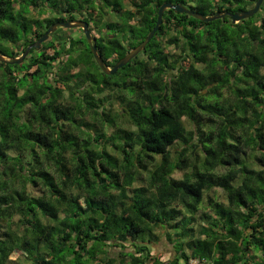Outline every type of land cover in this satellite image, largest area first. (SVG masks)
Listing matches in <instances>:
<instances>
[{
    "label": "trees",
    "instance_id": "trees-1",
    "mask_svg": "<svg viewBox=\"0 0 264 264\" xmlns=\"http://www.w3.org/2000/svg\"><path fill=\"white\" fill-rule=\"evenodd\" d=\"M165 2L209 17L256 0H0V55L79 16L105 29L112 68ZM61 32L0 62V264H264V1L236 24L166 10L113 75L82 30ZM213 189L225 202L207 197L198 216ZM157 230L171 259L151 253Z\"/></svg>",
    "mask_w": 264,
    "mask_h": 264
},
{
    "label": "water",
    "instance_id": "water-1",
    "mask_svg": "<svg viewBox=\"0 0 264 264\" xmlns=\"http://www.w3.org/2000/svg\"><path fill=\"white\" fill-rule=\"evenodd\" d=\"M264 0H256L254 6L251 9H248L244 12H238V13H229L224 12L223 14H216L213 16H203L195 11H192L188 7L183 6L182 4H172L170 2L163 3L158 11H157V17L155 21V25L152 28V30L148 33V35L145 37V39L133 50L128 52L122 59L117 61L112 68L107 67L101 57L97 53L96 49V39L94 36H92V32L90 30V25L82 20H75L73 22H56L53 25H51L47 31L31 46H29L19 57L17 58H7L5 56L0 55V62L9 64V65H16L23 62L25 57L28 55L30 49H35L38 51L40 49V46L42 43L48 40L49 37L52 36V34L56 31L58 27L63 29H81L82 33L87 41V44L89 45V49L92 53V56L97 63L100 70L105 75H113L117 70L125 66L127 63H129L134 57H136L138 54H140L146 47V45L151 41V39L154 37L156 32L159 30L160 25L162 24V18L163 14L166 10L172 9L175 13H185L194 19L201 21V22H211L216 19H224L225 16L229 17L232 24H236L240 22L241 20H245L248 18H251L255 14L258 13L262 3Z\"/></svg>",
    "mask_w": 264,
    "mask_h": 264
},
{
    "label": "rangeland",
    "instance_id": "rangeland-1",
    "mask_svg": "<svg viewBox=\"0 0 264 264\" xmlns=\"http://www.w3.org/2000/svg\"><path fill=\"white\" fill-rule=\"evenodd\" d=\"M189 4H191V3L189 2ZM41 13L43 14V16L48 17V18L53 16L48 11H44ZM41 13L36 12L35 15H38ZM76 19H80L79 16H77ZM103 19L105 22L117 21V17L115 16V14L110 12L109 10H106V9L104 10ZM90 30L92 32V36H94L95 38L103 35L105 32V29L96 28L92 24L90 25ZM63 33L65 35H70L73 38H77L81 35L80 29H76V28H74V29H63ZM167 51L171 54H178L179 53V51H176L174 47L167 48ZM48 54L51 55L52 52L48 51ZM88 120L89 119H86V121H88ZM187 127L190 128L189 125H187ZM85 130H87V129L85 128ZM173 176H174V178H180L181 173L176 172V173H174ZM28 191H29V194H32L35 197L40 195L39 190L36 188L34 189V188L29 187ZM207 197L214 199V200H218L220 202H225V196L223 195V193L219 189H213L211 191L206 192L204 203L202 205L203 208L198 213V216L201 215L202 212H206V213L208 212L207 206H206L207 205V203H206ZM16 220L17 219H15V221ZM156 235L158 236V239L153 242V244L151 245V248H150L152 255H161V260H163V261L171 259L174 256L173 245L170 244V241L167 240L166 236L164 235V233L161 230H157ZM125 246L127 247L128 250H124V252H128L131 247L128 244H126ZM119 251H122V250H120L118 248H111L109 251V255L113 256V257H117L119 255ZM10 264H17V262H13Z\"/></svg>",
    "mask_w": 264,
    "mask_h": 264
},
{
    "label": "built area",
    "instance_id": "built-area-1",
    "mask_svg": "<svg viewBox=\"0 0 264 264\" xmlns=\"http://www.w3.org/2000/svg\"><path fill=\"white\" fill-rule=\"evenodd\" d=\"M189 264H206L205 262H201L199 260H190Z\"/></svg>",
    "mask_w": 264,
    "mask_h": 264
},
{
    "label": "flooded vegetation",
    "instance_id": "flooded-vegetation-1",
    "mask_svg": "<svg viewBox=\"0 0 264 264\" xmlns=\"http://www.w3.org/2000/svg\"><path fill=\"white\" fill-rule=\"evenodd\" d=\"M76 20H81V19H76ZM82 21H83V20H82ZM58 22H61V21H58ZM55 23H56V22H55ZM53 24H54V23H53ZM53 24H52V25H53ZM58 29H63V28L58 27V28L56 29V31H57ZM80 30H81V29H80ZM56 31H55V32H56ZM55 32H54V33H55ZM54 33H53V34H54ZM53 34H52V35H53Z\"/></svg>",
    "mask_w": 264,
    "mask_h": 264
}]
</instances>
